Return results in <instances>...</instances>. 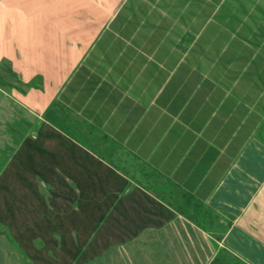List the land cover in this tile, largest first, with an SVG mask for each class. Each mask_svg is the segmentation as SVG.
Here are the masks:
<instances>
[{
	"label": "crops",
	"instance_id": "obj_1",
	"mask_svg": "<svg viewBox=\"0 0 264 264\" xmlns=\"http://www.w3.org/2000/svg\"><path fill=\"white\" fill-rule=\"evenodd\" d=\"M9 168L0 264H264V0H0Z\"/></svg>",
	"mask_w": 264,
	"mask_h": 264
},
{
	"label": "trees",
	"instance_id": "obj_2",
	"mask_svg": "<svg viewBox=\"0 0 264 264\" xmlns=\"http://www.w3.org/2000/svg\"><path fill=\"white\" fill-rule=\"evenodd\" d=\"M10 172V168L5 171L2 172V174L0 175V223L3 224L4 223V214H3V209L5 207H10L12 208L13 206L18 207L19 204V200L18 199H11L10 201L7 200V196L6 195H11L14 196V193L16 192V196H18V190L15 191V189L13 188V186L8 185L5 180L7 175ZM29 193H35L36 197H38V191L36 188V185L32 184V185H26ZM14 196V198L16 197ZM40 197V196H39ZM39 199V198H38ZM43 202L41 199H39V203ZM11 203L12 206H10L9 204ZM31 204V202L29 203ZM35 204L32 205V207H34ZM104 218L103 215L101 216H92L91 217V230L87 231L85 233H83L82 231H76V245L74 249H64L63 245H66V238L64 237V233H60L61 236V249H60V262L58 264H65L67 261V258H69L70 260H73L77 254L80 252L81 248L84 246V243H86L89 239V237H91L92 235L94 236L95 234H98L97 232H95V230L98 228L101 220ZM18 234V233H16ZM20 248L25 252V254L32 260L34 261L36 264H54L52 261H47V260H42V258L40 257L42 255V251L47 252V249H43V250H38L36 251L35 248L32 247H27L24 243H22V239H20V236H15ZM94 239V238H93ZM109 244H111V242H109ZM104 250H107V247L105 248H97V249H93L92 252V257H96L98 256L101 252H103ZM62 253L65 256L66 260L62 257Z\"/></svg>",
	"mask_w": 264,
	"mask_h": 264
},
{
	"label": "rangeland",
	"instance_id": "obj_3",
	"mask_svg": "<svg viewBox=\"0 0 264 264\" xmlns=\"http://www.w3.org/2000/svg\"><path fill=\"white\" fill-rule=\"evenodd\" d=\"M110 248V247H109Z\"/></svg>",
	"mask_w": 264,
	"mask_h": 264
}]
</instances>
